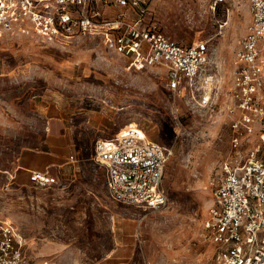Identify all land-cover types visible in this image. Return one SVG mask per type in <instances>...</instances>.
<instances>
[{
	"label": "rangeland",
	"instance_id": "rangeland-1",
	"mask_svg": "<svg viewBox=\"0 0 264 264\" xmlns=\"http://www.w3.org/2000/svg\"><path fill=\"white\" fill-rule=\"evenodd\" d=\"M215 1L144 0L147 20L171 39L208 42L218 80L207 107L169 90L164 66L128 69V56L102 35H0V219L15 226L32 262L219 264L205 219L234 154L229 88L252 15L249 0ZM97 5L107 19L120 9L114 0ZM132 123L172 150L158 208L113 200L96 160L97 141ZM33 170L59 181L37 186Z\"/></svg>",
	"mask_w": 264,
	"mask_h": 264
},
{
	"label": "built area",
	"instance_id": "built-area-1",
	"mask_svg": "<svg viewBox=\"0 0 264 264\" xmlns=\"http://www.w3.org/2000/svg\"><path fill=\"white\" fill-rule=\"evenodd\" d=\"M99 1L0 0V35L33 33L48 41L102 35L109 48L128 56V69L164 66L169 90L188 93L199 107L211 105L218 79L210 72L206 40L171 39L147 20L144 0H114L120 7L115 19L101 15L95 7ZM249 2L252 17L239 41L227 108L234 154L222 163L205 219L219 264H264V0ZM132 125L111 140H98L96 160L105 168L113 200L158 208L167 201L162 182L172 150ZM68 161L75 162V155ZM30 179L37 186L59 181L49 170H33ZM24 245L15 226L0 219V264H37L27 257Z\"/></svg>",
	"mask_w": 264,
	"mask_h": 264
},
{
	"label": "bare ground",
	"instance_id": "bare-ground-1",
	"mask_svg": "<svg viewBox=\"0 0 264 264\" xmlns=\"http://www.w3.org/2000/svg\"><path fill=\"white\" fill-rule=\"evenodd\" d=\"M133 124V123H132ZM132 126H135L134 124Z\"/></svg>",
	"mask_w": 264,
	"mask_h": 264
}]
</instances>
